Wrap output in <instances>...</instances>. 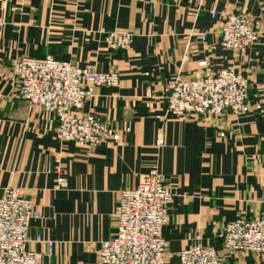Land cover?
<instances>
[{"label": "crops", "instance_id": "crops-1", "mask_svg": "<svg viewBox=\"0 0 264 264\" xmlns=\"http://www.w3.org/2000/svg\"><path fill=\"white\" fill-rule=\"evenodd\" d=\"M239 12L254 16L259 38L227 49L219 30ZM0 19V197L18 188L38 206L28 248L43 253V264H102L99 250L116 231L120 191L153 169L173 193L167 264H179L196 234L217 247L221 264H264V253L223 247L227 221L264 217V0H0ZM111 30L132 32L131 47L109 48ZM46 56L120 74L119 86L96 88L77 110L109 122L111 136L101 144L60 142L56 115L15 90V63ZM223 69L249 78L245 113L167 110L165 84L177 74L198 78Z\"/></svg>", "mask_w": 264, "mask_h": 264}, {"label": "built area", "instance_id": "built-area-1", "mask_svg": "<svg viewBox=\"0 0 264 264\" xmlns=\"http://www.w3.org/2000/svg\"><path fill=\"white\" fill-rule=\"evenodd\" d=\"M212 16L216 12L212 11ZM5 22L0 19V34ZM221 45L240 50L253 46L259 30L253 15L247 12L228 14L221 24ZM207 38L206 32L200 33ZM133 33L111 30L105 43L113 49H129ZM15 90L31 106L43 107L57 117L56 137L62 142H77L95 147L111 136L109 122L95 112L79 114L78 109L93 96L96 88L117 87V71L104 72L95 67L80 68L72 61L53 56L24 57L14 65ZM169 112L199 116H222L245 113L250 80L234 69L217 74L187 78L177 74L165 84ZM159 137L157 145L163 146ZM59 182H66V172L57 167ZM173 193L158 169H153L135 188L123 189L115 212L116 231L101 242L102 264H167V240L164 228L169 220ZM40 210L18 188H7L0 197V264H43V253L28 248L29 230ZM196 243L179 253V264H221L217 247ZM37 241H43L41 234ZM49 249L53 241H48ZM223 247L228 251L264 253V217L239 216L225 223Z\"/></svg>", "mask_w": 264, "mask_h": 264}]
</instances>
